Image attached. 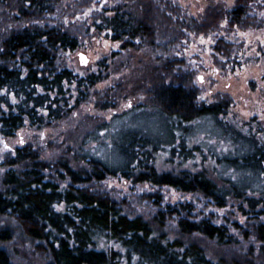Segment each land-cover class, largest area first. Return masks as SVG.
I'll use <instances>...</instances> for the list:
<instances>
[{
  "label": "trees",
  "instance_id": "16d2710c",
  "mask_svg": "<svg viewBox=\"0 0 264 264\" xmlns=\"http://www.w3.org/2000/svg\"><path fill=\"white\" fill-rule=\"evenodd\" d=\"M250 1L236 0L231 25H259L246 15ZM60 4L0 0L1 20L11 28L0 35V133L6 137L25 124L41 127L61 119L102 78L57 64L60 49L78 46L75 35L47 21ZM107 11L96 14L92 25L126 50L152 45L171 22L155 0H125ZM216 19L215 13L208 14L197 30L210 29ZM223 49H229L224 42L215 46ZM176 63L162 61V73L154 71L147 103L101 122L67 156L47 160L39 148L24 144L4 157L0 215L14 216L23 234L42 245L45 264H255L212 259L197 242L168 238L151 220L128 215L116 200L91 188L107 177H122L196 193L218 207L238 201L244 214H264V122L230 118L227 97L198 101L189 75L175 73ZM73 91L78 95L71 103ZM88 140L96 143L87 147ZM159 157L170 167L159 168ZM155 202H160L157 195ZM193 208L190 203L168 205L153 221L175 215L183 235L200 234L225 245L237 242L225 225L193 219ZM252 228L264 263V222ZM11 236L9 229H0L1 241ZM0 264H15L1 246Z\"/></svg>",
  "mask_w": 264,
  "mask_h": 264
},
{
  "label": "rangeland",
  "instance_id": "374dc122",
  "mask_svg": "<svg viewBox=\"0 0 264 264\" xmlns=\"http://www.w3.org/2000/svg\"><path fill=\"white\" fill-rule=\"evenodd\" d=\"M155 1L171 19L168 28L159 31L152 45L142 43V46L128 50L121 48L120 41L112 40L106 31H97L92 25L96 14L105 9L110 12L109 9L124 5L125 0H61L58 12L47 15L48 23L62 26L78 38L75 49L58 51L57 64L80 75L97 72L102 78L87 89L86 98L61 119L41 127L25 124L10 137L0 133V176L5 170L4 157L13 153L17 146L30 144L39 148L41 157L47 160L67 156L101 122L140 103H147L152 76L156 69L162 73V61H180L174 65L175 73L189 75L198 90V101L211 102L227 97L230 118L239 121L253 118L264 122V0H251L246 4V15L259 23L248 28L229 23L236 0ZM211 13L217 15L215 24L210 29L198 31L197 24H201L208 14L213 15ZM0 25V35L11 30L1 17ZM172 35L179 37L174 41ZM223 42L229 47L226 49L228 54L225 49L215 50V46ZM80 53L85 54L87 63L80 62ZM72 94L71 103L78 92ZM105 103L111 106L102 107ZM95 143V140H88L86 146ZM158 160L159 168L170 167L164 164L162 157ZM184 166L198 168L196 163ZM91 188L116 200L128 215L151 220L168 238L180 237L184 242H197L212 259L240 258L264 264L259 257L261 242L252 228L254 223L264 222V214H244L238 201L218 207L196 193L183 192L168 185L134 183L122 177H107L91 184ZM156 195L160 197L158 203L155 202ZM179 203L194 206L193 219L206 217L215 224L225 225L237 242L225 245L200 234L183 235L178 231V217L175 215L160 223L153 221L158 211ZM4 228L9 229L12 236L5 241L0 239V246L8 251L13 263L45 264L47 256L42 252V245L23 234L14 216L0 215V229Z\"/></svg>",
  "mask_w": 264,
  "mask_h": 264
},
{
  "label": "water",
  "instance_id": "95a60500",
  "mask_svg": "<svg viewBox=\"0 0 264 264\" xmlns=\"http://www.w3.org/2000/svg\"><path fill=\"white\" fill-rule=\"evenodd\" d=\"M79 57H80V62H81V63H85V60L87 61V58H86L85 54L80 53V54H79ZM82 57L84 58L83 60H82Z\"/></svg>",
  "mask_w": 264,
  "mask_h": 264
},
{
  "label": "snow or ice",
  "instance_id": "6c2138e0",
  "mask_svg": "<svg viewBox=\"0 0 264 264\" xmlns=\"http://www.w3.org/2000/svg\"><path fill=\"white\" fill-rule=\"evenodd\" d=\"M84 58L82 57V60H83ZM85 63H87V61L85 60ZM5 147H7V146H5ZM59 210V209H58Z\"/></svg>",
  "mask_w": 264,
  "mask_h": 264
}]
</instances>
